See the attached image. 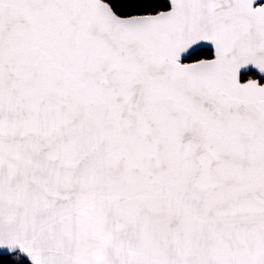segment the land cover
<instances>
[{
	"label": "snow or ice",
	"instance_id": "6c2138e0",
	"mask_svg": "<svg viewBox=\"0 0 264 264\" xmlns=\"http://www.w3.org/2000/svg\"><path fill=\"white\" fill-rule=\"evenodd\" d=\"M0 264H264V0H0Z\"/></svg>",
	"mask_w": 264,
	"mask_h": 264
}]
</instances>
